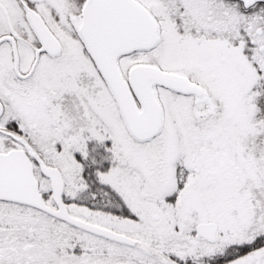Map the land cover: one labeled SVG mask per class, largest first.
Returning <instances> with one entry per match:
<instances>
[{"label":"snow or ice","instance_id":"1","mask_svg":"<svg viewBox=\"0 0 264 264\" xmlns=\"http://www.w3.org/2000/svg\"><path fill=\"white\" fill-rule=\"evenodd\" d=\"M0 264H264V0H0Z\"/></svg>","mask_w":264,"mask_h":264}]
</instances>
